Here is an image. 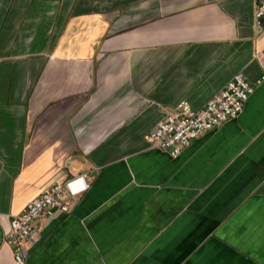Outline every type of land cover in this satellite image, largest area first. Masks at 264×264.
Instances as JSON below:
<instances>
[{
  "label": "crops",
  "instance_id": "obj_1",
  "mask_svg": "<svg viewBox=\"0 0 264 264\" xmlns=\"http://www.w3.org/2000/svg\"><path fill=\"white\" fill-rule=\"evenodd\" d=\"M256 0H0V264L9 215L80 177L24 264H264ZM237 72L240 113L175 157L145 135Z\"/></svg>",
  "mask_w": 264,
  "mask_h": 264
},
{
  "label": "built area",
  "instance_id": "obj_2",
  "mask_svg": "<svg viewBox=\"0 0 264 264\" xmlns=\"http://www.w3.org/2000/svg\"><path fill=\"white\" fill-rule=\"evenodd\" d=\"M253 16L255 23L264 28V0H256ZM254 58L264 60V47L254 54ZM263 78L264 75H261L255 83ZM252 90L253 83L248 82L241 72H237L199 108L191 107L185 100L178 101L145 135L146 146L162 150L170 157L177 156L191 139L203 131L236 117ZM86 187L80 177L64 182L53 181L26 202L21 211L9 215L4 241L11 247L15 264L25 263L28 249L36 242L46 219L70 212L64 190L74 195Z\"/></svg>",
  "mask_w": 264,
  "mask_h": 264
}]
</instances>
